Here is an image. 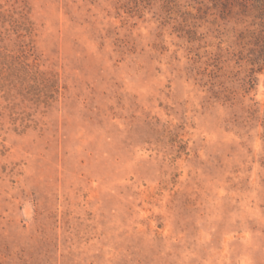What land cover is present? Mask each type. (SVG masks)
<instances>
[{"label":"rangeland","instance_id":"rangeland-1","mask_svg":"<svg viewBox=\"0 0 264 264\" xmlns=\"http://www.w3.org/2000/svg\"><path fill=\"white\" fill-rule=\"evenodd\" d=\"M0 264H264V0H0Z\"/></svg>","mask_w":264,"mask_h":264}]
</instances>
